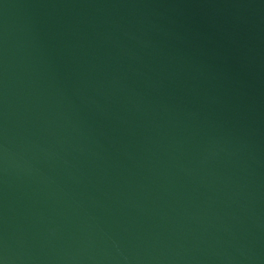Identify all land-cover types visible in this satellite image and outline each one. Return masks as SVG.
Here are the masks:
<instances>
[{
  "label": "water",
  "instance_id": "water-1",
  "mask_svg": "<svg viewBox=\"0 0 264 264\" xmlns=\"http://www.w3.org/2000/svg\"><path fill=\"white\" fill-rule=\"evenodd\" d=\"M0 264H264V0H0Z\"/></svg>",
  "mask_w": 264,
  "mask_h": 264
}]
</instances>
